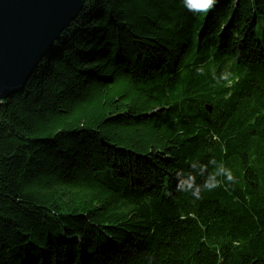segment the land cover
I'll use <instances>...</instances> for the list:
<instances>
[{
  "label": "trees",
  "instance_id": "16d2710c",
  "mask_svg": "<svg viewBox=\"0 0 264 264\" xmlns=\"http://www.w3.org/2000/svg\"><path fill=\"white\" fill-rule=\"evenodd\" d=\"M0 264H264V0H84L0 101Z\"/></svg>",
  "mask_w": 264,
  "mask_h": 264
},
{
  "label": "water",
  "instance_id": "95a60500",
  "mask_svg": "<svg viewBox=\"0 0 264 264\" xmlns=\"http://www.w3.org/2000/svg\"><path fill=\"white\" fill-rule=\"evenodd\" d=\"M84 0H0V101L23 89Z\"/></svg>",
  "mask_w": 264,
  "mask_h": 264
},
{
  "label": "clouds",
  "instance_id": "9594fccd",
  "mask_svg": "<svg viewBox=\"0 0 264 264\" xmlns=\"http://www.w3.org/2000/svg\"><path fill=\"white\" fill-rule=\"evenodd\" d=\"M206 2H207V7H211L212 4L215 2V0H206ZM185 3H187V0H185ZM221 78L222 79H227V74L222 75ZM227 176H228V179H230V180L232 179V175H231L230 172L227 173Z\"/></svg>",
  "mask_w": 264,
  "mask_h": 264
}]
</instances>
